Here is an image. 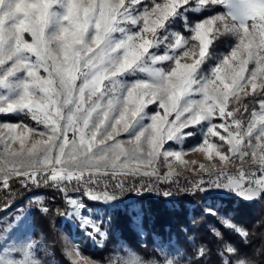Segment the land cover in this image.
I'll use <instances>...</instances> for the list:
<instances>
[{
	"label": "rangeland",
	"instance_id": "1",
	"mask_svg": "<svg viewBox=\"0 0 264 264\" xmlns=\"http://www.w3.org/2000/svg\"><path fill=\"white\" fill-rule=\"evenodd\" d=\"M48 2L52 5L51 19L44 38L59 71L49 59L47 69H36L40 81L44 83L31 86L26 70L7 76L12 61L0 66V78L6 77L0 84V107L15 103L23 94L25 82L31 86L33 97L21 110L0 113V264H43L40 253L45 248L35 236L32 208L34 203L41 202L39 190L44 187L10 185L16 179L27 181L40 173H56V185L51 183L49 186L62 192L68 204L63 220L72 228L71 233L63 234L64 245L71 258L81 264H92L81 255V247L87 242L92 247H101L107 237V210H127L133 229L144 238V217L138 196L154 192L166 195L174 189H182L201 193L207 198L233 196L252 201L264 192V187L254 184L252 186L255 187H252L246 183L264 178V168L259 163L264 157V103L258 110L248 111L245 115L235 106L236 98L258 93L264 75L258 74L255 91L251 84L233 90L242 71L245 69V80L240 82L245 83L255 63L249 61L245 65L243 54L240 58H233L229 65L223 63L235 48L243 53V38L234 25L239 20L233 21L234 24L230 21L228 28L222 29L223 32L218 35L213 26L208 36V47L193 39L197 24L216 16L231 19L230 0H218L216 3L187 0L182 5L179 0H125L113 25L114 30L107 34L103 45L94 43L95 37L103 34L97 28L101 12L108 20L111 6L118 5L120 0ZM68 2L94 6L88 26L79 38L73 36L75 29L70 27V22L67 19L62 21ZM170 3L177 4L176 12L164 20L161 28L145 32L143 14L151 11L156 4ZM29 7L25 3V8ZM205 9L212 10V13L193 24L189 23L187 11L198 14ZM159 15L161 13L151 16L150 21L154 20L152 23L155 24ZM178 15L183 16L187 33L174 25ZM0 19L4 23V17ZM251 23L253 21H248L250 31ZM256 23H260L259 19ZM11 26L9 23L8 27ZM61 26L69 28V36L64 41L59 39ZM16 31L21 32L22 42L32 43L30 33L19 28ZM221 36L228 37L226 47L213 56L211 43ZM129 37L135 49L142 53L136 64L117 72L111 63L106 62L103 67L110 71L94 82L102 67H93L90 61L98 64L95 58L102 49H106L107 56L117 61L119 67ZM145 41L147 44L141 49ZM204 49L205 54L201 56ZM24 55L30 63L36 62L32 53L25 51ZM196 60L200 63L192 72L190 83L185 84L183 73L191 69ZM217 67L228 69L225 79H217ZM138 82L151 86L167 85V88L150 87L138 94L140 111L129 130L124 132L119 118L127 107L129 90ZM153 115H160L168 125L162 137L161 152L157 151L150 158V146L142 137L137 159H152V164H142L139 160L125 164L135 146V137L153 123ZM201 117L205 118L202 120ZM11 126L15 127L10 132ZM210 129L219 130L220 135L225 136L214 137V132L209 133ZM169 133L172 139H169ZM205 140L218 146V151L224 156L217 155V150H214L209 158L200 150L212 147L205 145ZM117 145L128 154L120 155L115 161L118 167L117 174L113 176L111 163L106 161L119 154ZM230 145L238 147L240 152H230ZM105 149L108 151L105 152ZM103 156L105 158L100 159ZM222 158L228 161H222ZM86 159L98 160L99 168L84 166L82 162ZM120 165L124 166L123 171L139 168L143 172L155 168L161 177L169 172L172 176L170 180L162 181L156 176L124 175ZM219 173L224 175L217 179ZM90 176L98 182L92 184ZM201 179L203 183H200ZM229 180L249 188H237L229 184ZM118 182H121L119 187ZM87 202L96 206L92 207ZM227 223L244 234L241 228ZM158 250L159 259H145L121 242L109 264H184L174 240L163 243L158 239Z\"/></svg>",
	"mask_w": 264,
	"mask_h": 264
},
{
	"label": "trees",
	"instance_id": "2",
	"mask_svg": "<svg viewBox=\"0 0 264 264\" xmlns=\"http://www.w3.org/2000/svg\"><path fill=\"white\" fill-rule=\"evenodd\" d=\"M211 11H187V19L193 24ZM174 25L187 33L182 15L177 16ZM226 39L221 36L212 41L213 56L226 47ZM262 103L264 90L235 99V106L244 115L258 110ZM23 181L16 179L10 185H21ZM39 193L42 200L33 204L32 220L35 236L45 248L40 253L42 263L81 264L71 258L64 245L63 234L71 233L72 228L63 220L68 204L62 192L46 186ZM137 201L142 206L144 238L133 229L127 210H107V237L101 247L85 243L81 247L84 258L92 264H109L122 242L145 259H159V239L163 243L174 240L184 264H264V192L257 199L246 201L233 196L207 198L201 193L174 189L166 195L154 192L138 196ZM227 222L241 228L244 234Z\"/></svg>",
	"mask_w": 264,
	"mask_h": 264
},
{
	"label": "snow or ice",
	"instance_id": "3",
	"mask_svg": "<svg viewBox=\"0 0 264 264\" xmlns=\"http://www.w3.org/2000/svg\"><path fill=\"white\" fill-rule=\"evenodd\" d=\"M138 2V0H137ZM187 0H179V3L182 5L186 3ZM218 0H202V3H216ZM25 3L30 5L29 8H25ZM125 0H120L119 4H114L111 6L110 17L108 20H105V13L101 12L100 21L97 24V28L102 30L103 34H98L94 43L96 45H103L106 42L107 34L114 30L113 25L116 21V17L119 15L120 8L125 4ZM52 5L45 0L43 3H38L37 0H3L0 2V17H5L8 11L13 13L11 18L4 19V23L0 25V66H3L7 63V61H12L11 66L7 71V76H11L14 73L20 70H26L27 76L31 79V86H39L42 81H40V77L37 74V68H43L44 70L48 68L47 61L49 59L53 60V67L59 71L56 63L55 57L52 55L51 50L48 45L45 43L44 31L49 26L51 19V11L50 7ZM177 4H156L155 7L151 9V11H147L143 14V19L145 21V32H154L159 27L161 28L164 25V20H167L169 16H172L177 10ZM230 7L232 11L229 16L231 19H228L224 16H216L214 19H207L202 23L196 25L195 36L193 39L203 42L207 47L209 46L208 36L213 31V26H215L216 34L222 33V29H227L229 26V22L239 20L238 24H234L236 28L239 30L241 37L243 38V53H241L238 49H234L230 57H226L223 61L224 65L231 64L233 58H240L241 55L245 57V65L249 63V61H254L255 68L251 71V75L246 80L245 83H241L240 81L245 80L244 72L242 71L241 75L238 77V83L234 86L233 90L243 89L251 84L252 89L255 91L257 89L256 80L258 74L264 75V0H230ZM94 6L91 4L80 3L77 4L75 2H68L66 5V12L62 17V21L67 19L70 22V27L75 29L73 36L79 38L82 34V30L88 26V20L93 15ZM161 13L158 18L155 20L156 23L153 24L150 21V17ZM257 19H259L260 23H256ZM248 21H253L251 23L249 30ZM11 23L12 26L8 27V24ZM19 28L22 31H26L30 33L32 37V43L22 42L21 41V32L16 31ZM61 35L59 37L60 41H64L66 37L69 36V28H64L61 26ZM128 44L124 45L126 48L125 55L123 57L122 63H120L117 72H122L127 70L128 68L133 67L142 53L137 51L135 47L131 44V37L128 38ZM147 44V41L144 44H141V49ZM121 45H117L120 47ZM204 49L201 52V56L205 54ZM27 51L32 53L36 57V62L30 63L29 58L24 55V52ZM194 54V53H193ZM200 61L196 60V64L192 66L191 69L184 71L183 79L185 84L190 83L191 74L196 70V65L199 64ZM42 66V67H41ZM217 79L223 80L228 72L227 68L217 67ZM6 78V77H5ZM5 78H0V84L4 83ZM50 83V82H49ZM31 86L29 83L25 82L23 84V94L19 97V99L15 103H9L4 107H0V113H8L14 110H21L25 104H27L30 100L33 99L32 94L30 92ZM150 87L155 88H167V85H156L151 86L149 84L138 82L134 85L128 93L126 98L127 107L124 109V112L121 114L119 118V123L123 126L124 132H127L130 126L135 122V118L137 117L140 107L138 101V94L144 90L146 91ZM259 89L264 90V81H262L259 85ZM134 105H137L134 107ZM264 107V105H262ZM129 113L131 115V119H129ZM255 115V113H253ZM215 117V116H214ZM205 117H201L203 120ZM221 118V117H219ZM222 119V118H221ZM264 119V117H262ZM167 125L162 121L160 115H153V123L148 126L147 129L142 130L135 137V146L132 150V154L130 155V159L125 164L129 163L132 160L137 159L138 153L141 151V140L142 137L146 138L147 144L150 146L151 151L148 153L149 157H154L157 151L161 152L160 149L163 146L162 137L165 131L168 129L165 127ZM15 126H11L10 132L14 129ZM214 132V137L225 136L220 135L219 130L210 129L209 133ZM146 133L148 135L146 136ZM171 133H169V139H172ZM87 143V142H85ZM205 145H212V147L205 148L202 147L200 150L207 153L209 158H211V154L214 150H217V155L223 157L224 155L218 151V146L214 143L209 142V140L204 141ZM159 145V148H158ZM90 146V145H89ZM120 152L118 155L114 156V158L110 161H106L107 163H111V167L113 169L112 175L115 176L117 174V164L115 161L119 160L120 155L128 154L123 149L120 148V145L116 146ZM108 150L105 149V152ZM229 151L233 153L240 152L238 147L231 146L229 147ZM244 155H247L245 153ZM255 155V153H253ZM105 156L100 159H104ZM227 159L222 158V161H226ZM98 160L86 159L82 163L86 167H96L99 168V165L96 163ZM142 164H152V159L147 161L139 160ZM228 161V160H227ZM262 168H264V157H262L259 161ZM123 165H120V171L124 175L130 174H138L145 176H156L158 180L168 181L171 179L172 173L169 172L165 176L161 177L158 174L157 169H153L152 171H140L139 168H131L129 171H123ZM99 171V170H98ZM224 173H219L217 175V179ZM243 175V174H242ZM91 177V183L95 184L98 181ZM35 182V181H33ZM200 183H203V179L200 180ZM248 185H255L264 187V178H259L255 180L246 181ZM229 184L237 187V188H249L245 187L243 183L236 182L233 183L229 180ZM121 186V182L117 183V187ZM252 186V187H255ZM250 190V189H249ZM235 251V249H232ZM242 264V262H241Z\"/></svg>",
	"mask_w": 264,
	"mask_h": 264
},
{
	"label": "clouds",
	"instance_id": "4",
	"mask_svg": "<svg viewBox=\"0 0 264 264\" xmlns=\"http://www.w3.org/2000/svg\"><path fill=\"white\" fill-rule=\"evenodd\" d=\"M13 15V13L11 11H8L4 17V19H7V18H11ZM3 24V19H0V25ZM95 60H97L99 63L96 64L95 62H92L90 61V64L93 66V67H102V72H98L96 74V76L94 77V82L95 80H98L100 79L103 75H105L108 71H110V69L106 68V67H103L106 62L108 63H111L113 65L114 68H116V70L118 69L117 67V64L118 62L117 61H114V60H111L108 56H107V50L106 49H102L98 56L95 58Z\"/></svg>",
	"mask_w": 264,
	"mask_h": 264
},
{
	"label": "built area",
	"instance_id": "5",
	"mask_svg": "<svg viewBox=\"0 0 264 264\" xmlns=\"http://www.w3.org/2000/svg\"><path fill=\"white\" fill-rule=\"evenodd\" d=\"M55 178H56V173L54 172L50 171L47 173H40V174H37L35 177H33V179H28L27 181H24L23 185L27 184L26 186L46 187V186L51 185V183H54Z\"/></svg>",
	"mask_w": 264,
	"mask_h": 264
}]
</instances>
